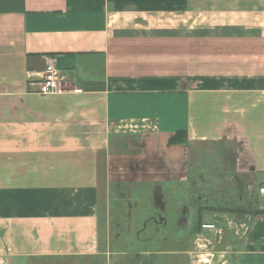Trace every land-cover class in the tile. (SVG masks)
Masks as SVG:
<instances>
[{
	"label": "crops",
	"instance_id": "0c3cea01",
	"mask_svg": "<svg viewBox=\"0 0 264 264\" xmlns=\"http://www.w3.org/2000/svg\"><path fill=\"white\" fill-rule=\"evenodd\" d=\"M179 132L264 187V0H0V264H154L101 245L100 185L115 138ZM257 194L174 264H264Z\"/></svg>",
	"mask_w": 264,
	"mask_h": 264
},
{
	"label": "rangeland",
	"instance_id": "374dc122",
	"mask_svg": "<svg viewBox=\"0 0 264 264\" xmlns=\"http://www.w3.org/2000/svg\"><path fill=\"white\" fill-rule=\"evenodd\" d=\"M176 140L184 141L181 135ZM187 143L180 144L189 147L184 152L159 135L113 140L110 177L105 174L100 185L101 245L131 259L151 256L154 264H174L179 258L169 252L188 247L192 228L212 224H204L206 213L255 211L260 184L237 173L233 146Z\"/></svg>",
	"mask_w": 264,
	"mask_h": 264
},
{
	"label": "built area",
	"instance_id": "2783aa9c",
	"mask_svg": "<svg viewBox=\"0 0 264 264\" xmlns=\"http://www.w3.org/2000/svg\"><path fill=\"white\" fill-rule=\"evenodd\" d=\"M60 79L58 75V70L56 69L55 64L50 63L45 70L42 80L39 85V93L41 95L47 96L60 92ZM259 194L264 197V187L259 189ZM203 228L215 229L214 224L203 225Z\"/></svg>",
	"mask_w": 264,
	"mask_h": 264
},
{
	"label": "trees",
	"instance_id": "16d2710c",
	"mask_svg": "<svg viewBox=\"0 0 264 264\" xmlns=\"http://www.w3.org/2000/svg\"><path fill=\"white\" fill-rule=\"evenodd\" d=\"M179 135H181V136H183V139H184V141H183V143H180V142H178L177 140H176V138L179 136ZM170 141H171V145H180V144H185V145H187L188 143V138H187V134L185 133V132H179V133H176L175 135H173L171 138H170ZM216 147H217V149L219 150V148H218V145L217 144H214ZM221 148V147H220ZM217 149H216V151H217ZM222 150H223V148H222ZM215 204H214V206H216V207H218V204H220V202H218V203H216V202H214ZM220 208H222V206H220ZM250 209V211L249 212H247L246 210H237V209H224V210H220L219 212H227V213H231V214H239V215H250V216H255V215H258L259 214V212L258 211H253L251 208H249ZM209 212H212L211 210L209 211ZM199 213V216H200V218H202V213H201V210L198 212Z\"/></svg>",
	"mask_w": 264,
	"mask_h": 264
},
{
	"label": "water",
	"instance_id": "95a60500",
	"mask_svg": "<svg viewBox=\"0 0 264 264\" xmlns=\"http://www.w3.org/2000/svg\"><path fill=\"white\" fill-rule=\"evenodd\" d=\"M159 195H160V188L157 187L156 190H155V196L159 197Z\"/></svg>",
	"mask_w": 264,
	"mask_h": 264
}]
</instances>
